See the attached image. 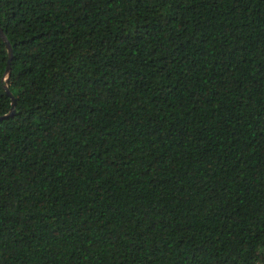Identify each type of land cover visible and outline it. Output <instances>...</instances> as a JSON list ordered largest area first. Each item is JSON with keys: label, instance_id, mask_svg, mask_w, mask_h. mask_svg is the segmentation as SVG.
<instances>
[{"label": "trees", "instance_id": "obj_1", "mask_svg": "<svg viewBox=\"0 0 264 264\" xmlns=\"http://www.w3.org/2000/svg\"><path fill=\"white\" fill-rule=\"evenodd\" d=\"M0 28V264H264V0H0Z\"/></svg>", "mask_w": 264, "mask_h": 264}, {"label": "water", "instance_id": "obj_2", "mask_svg": "<svg viewBox=\"0 0 264 264\" xmlns=\"http://www.w3.org/2000/svg\"><path fill=\"white\" fill-rule=\"evenodd\" d=\"M0 36L2 38V40L5 42V45H6V48H7V52H8V62L10 61V59L12 58V49L10 47V44L9 42L6 40L5 38V35L3 34L2 32V29L0 28ZM9 71V66H7V72ZM5 91H6V94L10 97L11 99V110L9 112L8 115H6L5 117H8L10 115H12L14 113V104H15V100L14 98L12 97L11 93L9 92L7 86L5 85Z\"/></svg>", "mask_w": 264, "mask_h": 264}]
</instances>
